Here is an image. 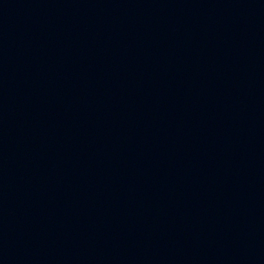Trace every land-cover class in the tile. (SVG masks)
<instances>
[{"label": "water", "instance_id": "1", "mask_svg": "<svg viewBox=\"0 0 264 264\" xmlns=\"http://www.w3.org/2000/svg\"><path fill=\"white\" fill-rule=\"evenodd\" d=\"M0 264H264V0H0Z\"/></svg>", "mask_w": 264, "mask_h": 264}]
</instances>
